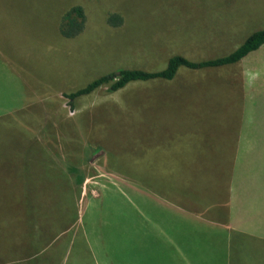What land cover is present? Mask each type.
<instances>
[{"label": "rangeland", "instance_id": "1", "mask_svg": "<svg viewBox=\"0 0 264 264\" xmlns=\"http://www.w3.org/2000/svg\"><path fill=\"white\" fill-rule=\"evenodd\" d=\"M71 6L82 7L85 27L66 39L58 28ZM110 15L125 22L111 26ZM0 23L3 51L57 91L46 107L0 120V264H88L76 220L78 209L87 219V205L98 202L214 205L206 217L224 219L225 142L243 117L264 112V46L229 67L181 68L169 82L66 95L119 69L162 70L172 55L229 54L264 28V0H0ZM39 154L51 162L19 163ZM22 169L38 182L19 195L29 180L18 178ZM72 236L74 248L63 255ZM258 245L247 243L239 264H264Z\"/></svg>", "mask_w": 264, "mask_h": 264}, {"label": "crops", "instance_id": "2", "mask_svg": "<svg viewBox=\"0 0 264 264\" xmlns=\"http://www.w3.org/2000/svg\"><path fill=\"white\" fill-rule=\"evenodd\" d=\"M6 27L0 23V29ZM8 46L14 48L15 43ZM51 85L52 81L34 77L23 62L0 47V120L46 107L57 94ZM256 115L243 117L233 139L225 142L224 156L230 162V172L220 209L223 220L207 218L216 207H201L198 203L98 202L87 205V219L82 206L76 220L77 228L83 227L79 240L82 257L88 259V264H239L247 243L264 244V112L257 111ZM25 156L19 163L45 159L51 162L41 154ZM18 178L29 179L20 182L19 195L26 194L22 188L27 184L38 182L24 169L18 172ZM11 192L7 188L5 194ZM87 224L90 226L84 231ZM61 236L47 247L52 248ZM76 241L72 236L63 255L71 253ZM43 251L34 254L33 260L41 258Z\"/></svg>", "mask_w": 264, "mask_h": 264}, {"label": "trees", "instance_id": "3", "mask_svg": "<svg viewBox=\"0 0 264 264\" xmlns=\"http://www.w3.org/2000/svg\"><path fill=\"white\" fill-rule=\"evenodd\" d=\"M108 24L119 27L125 20L119 15H110ZM85 27V13L80 6H71L61 16V23L58 33L63 38L73 39L79 36ZM264 46V28L252 32L245 40L229 54L200 61H193L182 55L170 56L162 70L148 71L144 69H119L109 72L103 76L89 82L68 95L66 98L73 101L79 97L87 96L99 88L107 87L108 93H116L133 83H146L155 80L172 81L181 68L191 71H201L207 69H219L229 67L242 61L248 55L258 51Z\"/></svg>", "mask_w": 264, "mask_h": 264}]
</instances>
